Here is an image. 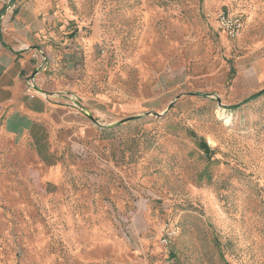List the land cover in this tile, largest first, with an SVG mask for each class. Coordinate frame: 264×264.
<instances>
[{
    "label": "rangeland",
    "instance_id": "rangeland-1",
    "mask_svg": "<svg viewBox=\"0 0 264 264\" xmlns=\"http://www.w3.org/2000/svg\"><path fill=\"white\" fill-rule=\"evenodd\" d=\"M44 1L71 106L104 129L54 182L0 150V264H264V0Z\"/></svg>",
    "mask_w": 264,
    "mask_h": 264
},
{
    "label": "crops",
    "instance_id": "crops-1",
    "mask_svg": "<svg viewBox=\"0 0 264 264\" xmlns=\"http://www.w3.org/2000/svg\"><path fill=\"white\" fill-rule=\"evenodd\" d=\"M52 20L44 0H0V150L26 146L45 182L61 175L67 151L100 144L96 137L104 129L86 110L71 106L70 87L56 70L66 56L64 45L48 46ZM245 78L249 85H244L252 86L264 75ZM233 89H242L239 77Z\"/></svg>",
    "mask_w": 264,
    "mask_h": 264
},
{
    "label": "built area",
    "instance_id": "built-area-1",
    "mask_svg": "<svg viewBox=\"0 0 264 264\" xmlns=\"http://www.w3.org/2000/svg\"><path fill=\"white\" fill-rule=\"evenodd\" d=\"M215 19L218 28L231 37L239 34L244 26L241 15L222 9L217 11Z\"/></svg>",
    "mask_w": 264,
    "mask_h": 264
},
{
    "label": "trees",
    "instance_id": "trees-1",
    "mask_svg": "<svg viewBox=\"0 0 264 264\" xmlns=\"http://www.w3.org/2000/svg\"><path fill=\"white\" fill-rule=\"evenodd\" d=\"M261 92H262V91H261ZM261 92H260V93H261ZM258 94H259V93H256V94H255V95H253V96H257Z\"/></svg>",
    "mask_w": 264,
    "mask_h": 264
},
{
    "label": "bare ground",
    "instance_id": "bare-ground-1",
    "mask_svg": "<svg viewBox=\"0 0 264 264\" xmlns=\"http://www.w3.org/2000/svg\"><path fill=\"white\" fill-rule=\"evenodd\" d=\"M229 119L227 118V120L226 121H228Z\"/></svg>",
    "mask_w": 264,
    "mask_h": 264
}]
</instances>
